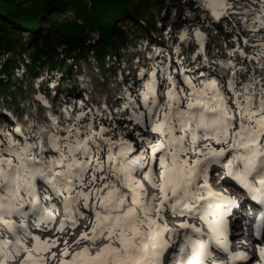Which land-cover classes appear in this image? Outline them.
<instances>
[{"label": "snow or ice", "instance_id": "6c2138e0", "mask_svg": "<svg viewBox=\"0 0 264 264\" xmlns=\"http://www.w3.org/2000/svg\"><path fill=\"white\" fill-rule=\"evenodd\" d=\"M204 4L216 18L229 15L234 7L229 0H202V6ZM242 16L245 28L264 30V9L260 15ZM195 36L203 48V33L197 30ZM187 37L185 32L180 39ZM237 51L249 62L256 61V65L249 68L241 64L237 68L230 62L227 81L230 96L225 95L224 86L215 79L194 83L185 76V91L169 73L164 104L157 101L155 85L149 83L145 85L146 91L140 93L145 111L137 110L130 95L128 102L116 110L118 114H125L123 118L134 120L160 137L157 141L138 137L143 142L142 147L147 144L151 149L147 161L142 154L130 155L135 149L122 133L118 135L114 131L115 121L108 112L103 113V118L111 127L100 123L101 116L91 109L73 114L65 108L63 120L49 113L48 124L29 125L27 132L16 127L15 132L24 138L23 142L0 126V232L7 231L13 237L8 240L0 235V264H9L21 251L27 253L24 264H45L41 256L33 253H41L49 247L47 242L42 244L40 237L32 236L26 226H20L23 237L36 241L34 248L26 247L21 231L9 217L26 218L31 212L37 217L36 227L39 228L53 219V213L42 203L51 201L53 195L72 216L81 200L84 208L90 207L88 201L93 191L83 189L91 188L98 180L103 183L94 190L96 203L91 206L96 218L93 241L107 232L110 243L95 255L85 247L65 264H162L161 253L167 247L163 234L168 229L151 215L163 212L165 202L173 213L199 214L212 229V239L217 246L227 251V243H220L226 241L223 205L233 202L217 197L207 185L198 182L201 178L207 180L208 166L220 163L230 151L231 158L224 162L228 176L246 189L253 200L264 205V58H261L264 46L255 57ZM177 54L179 56V49ZM129 109L130 112L126 111ZM210 139L230 147L206 146L207 150L196 151L199 142ZM145 163H155L161 170L159 181L151 174L148 177L160 196L148 197L143 185L134 179L136 169ZM89 173L91 176L86 180ZM97 173L103 175L98 177ZM37 181L46 186L43 195L37 190ZM201 188L207 196L201 193ZM157 200L161 201L159 207ZM201 201L204 205L194 207ZM51 208L55 211L56 205L52 204ZM208 216L218 219L212 222ZM63 227L61 225V229ZM83 238H87L86 235ZM186 241L180 248L177 264H204L209 245L192 236H186ZM189 248L190 251H186ZM260 255L264 258V247L260 248ZM232 259H246V256L240 253Z\"/></svg>", "mask_w": 264, "mask_h": 264}, {"label": "trees", "instance_id": "16d2710c", "mask_svg": "<svg viewBox=\"0 0 264 264\" xmlns=\"http://www.w3.org/2000/svg\"><path fill=\"white\" fill-rule=\"evenodd\" d=\"M69 13L84 24L69 22ZM197 30L204 35L203 48ZM185 32L188 37L181 40ZM24 36L29 38L26 46ZM248 40L233 18L214 20L200 0H0V126L27 132L31 122L50 123L48 113L63 120L67 108L73 114L91 109L101 116L100 123L111 127L103 118L109 109L114 131L143 149L147 144L142 147L138 137L151 140L152 132L116 112L128 102L125 93L138 111H145L140 93L148 76L137 75L135 60L139 58L164 85L167 74L175 77L179 63L194 83L215 79L230 96L225 84L231 64L256 65L237 51L250 56ZM173 52L176 64L169 59ZM40 79L37 88L49 108L35 101Z\"/></svg>", "mask_w": 264, "mask_h": 264}, {"label": "rangeland", "instance_id": "374dc122", "mask_svg": "<svg viewBox=\"0 0 264 264\" xmlns=\"http://www.w3.org/2000/svg\"><path fill=\"white\" fill-rule=\"evenodd\" d=\"M166 4L170 3L172 0H164ZM229 3L232 4L233 10L230 12L227 16H220L221 17H229L233 18V20L240 25V27L243 29L245 34L248 37L247 41V47L249 49H252L251 57H255L261 46H264V30L257 29L256 31L251 30L250 27L245 28V19L243 18L242 14H247L249 17L252 14L260 15L262 13V9H264V0H229ZM201 8L208 13L209 17H212L214 20L218 19L214 17L209 7L204 4L202 6V0H200ZM66 18H68V21H76V17L73 13H69ZM79 22V25L82 26L84 23L82 20H77ZM142 35V33L140 34ZM22 43L26 46L29 44V38L27 36H24L22 38ZM141 46H143L140 43ZM239 47V46H238ZM140 50V46L138 47ZM29 51V49H28ZM27 51V52H28ZM176 55L175 52L172 53V56L169 58L171 63H177L175 59ZM27 58V57H26ZM264 58V57H261ZM135 64L137 65V75L139 77H142L144 75L148 76V82L155 85L154 88V94L157 98V101L160 104H164L167 100V82L164 85L162 82H160L157 78V76L152 73L146 66L141 64V60L137 58L135 60ZM179 63L176 64V75L175 80L177 81V85L179 87H184L185 91H187V86L184 84V77H185V71L181 69V66H178ZM179 67V68H178ZM120 73L118 74L117 80L120 81ZM20 76V75H18ZM188 79H191L190 77L186 76ZM44 78L48 79L49 76L47 73L45 74ZM5 80V78H4ZM193 81V80H192ZM208 78H204L203 82H207ZM41 83V79L37 81L35 89L37 90V93L35 95V101H37L40 105L44 106L45 108H49L48 99L44 97V95L40 92L38 85ZM146 84V85H147ZM227 87V83L225 84ZM89 88L85 84L83 85V88ZM49 88H52V85L49 86ZM84 88V89H85ZM122 91V89L120 90ZM146 91V88L145 90ZM143 91V92H144ZM125 97H128V93H125ZM142 100V98H141ZM46 101V103H45ZM143 103V101H142ZM81 104L76 103V108L81 109ZM63 113V112H62ZM49 114V113H48ZM47 114V119L49 120V115ZM25 119H27L25 117ZM50 122V120H49ZM35 122H31V125L35 127ZM17 139L19 137V134L15 132H11ZM23 142V137H21ZM150 139L152 141H157L160 139L157 133L152 132V135L150 136ZM206 146H208L209 140H205ZM212 142V141H211ZM132 147L135 149L134 152L130 153L131 156H136L137 154H142L145 161L148 160V153L151 152V149L146 145L143 149L141 147H137L134 144H131ZM215 143L212 142L211 145H209L211 148L214 146ZM206 146L204 144H197L196 145V151L200 152L202 149L207 150ZM229 146L218 144L216 146V149L219 148H228ZM157 156L160 155L159 152L156 153ZM232 153L230 151L226 152V155L221 158L220 163H212L208 166L206 170V176L207 180L201 178L198 182L201 185H207V188L216 194L217 197H224L228 200H231L233 203L227 204L225 203L224 209L225 214L223 216V224H224V234L225 238L231 237L233 239H238L240 236L243 235L241 242H246V244H250V248L255 249V251H260L261 247H264V237L262 241H258L256 239L257 234L260 233L263 229L264 225V205L258 204L255 200H253L255 203H253V208L259 209L262 211L261 215L260 211H257V214L251 212L244 211L242 208L243 203L246 199H249L251 196L247 192L246 189H244L241 185L238 184L234 179L230 178L228 176V169L224 166V162L231 158ZM202 158V157H201ZM153 164V167L155 169V172L157 174H161V170L155 163ZM136 170H140V168H137ZM103 175V173H97V176ZM91 173L88 174V176L85 178L86 180L90 178ZM229 181L230 183H228ZM102 181H99L93 185L91 188H84L83 191L87 192L89 190L93 191V196L88 201L90 207L84 208L83 207V201L81 200L80 204L78 205L81 209V218L82 221L88 224V227H91L90 229L86 230L80 227H77L75 224V221H72V225L64 226L63 229H61V225H63L60 221L57 220H51L47 225L42 224L40 227H32L27 228L32 236H38L40 237V240L42 244L44 242H47L49 244V247L47 250L41 252V253H33L34 256L39 255L41 256L45 264H65V262L72 261L74 255L76 253L81 252L85 247H88L90 249L91 254L95 255L97 252H100L102 248H104L106 245L110 243V240L108 238L107 242L103 245H98V241L104 237V234L102 236H97L95 240L93 241V236L95 235L92 232V228L96 224V218L94 215V212L92 210L93 205L96 203V196H95V189H98L102 186ZM45 190V188H44ZM123 190V189H122ZM201 193L205 196H207V193L204 191L203 188H201ZM215 199V198H213ZM252 200V198H251ZM44 205H46L48 208H51L52 204H55L56 206L62 205L63 203L57 201L56 197L53 195V199L51 201L44 200L42 201ZM204 201L200 202V205H194V207H199L204 205ZM161 204V202H160ZM259 206V207H258ZM240 207V209H239ZM249 214V215H248ZM263 214V215H262ZM161 216H163V219H158L157 223L161 226H165L168 231H166L163 234V239L167 245L161 253V262L162 264H168L169 259L173 256V251L175 249L176 243L178 242L180 236L182 233H185L188 231L186 228H182L181 224H191L192 222H197L202 219V217L199 214L193 215L191 213L185 212L184 214H180L179 212L173 213L169 207L168 203L165 202V207L163 212H161ZM247 216V217H246ZM262 218L261 221L258 220ZM245 217V218H244ZM254 217V218H252ZM213 218L214 222L218 219V217H211ZM252 218V219H251ZM11 221H15L12 219ZM261 224V230H257V225ZM195 228H193L194 230ZM190 230V229H189ZM21 235L23 237L22 230ZM108 234V233H107ZM87 238H83V237ZM262 235L264 236V230L262 231ZM109 236V234H108ZM13 237L10 238L12 240ZM24 244L28 248H34L36 245V241L32 239L31 237H23ZM206 244L209 245L208 248V254L212 257L211 259H206V264H212L213 260L215 259V254L218 252L219 247L212 239H205L204 241ZM215 243V250L210 248V243ZM119 247V245H116ZM65 250H67V254H65ZM209 257V256H208ZM27 260V253L21 251L19 254H16L14 258L9 261V264H24V262Z\"/></svg>", "mask_w": 264, "mask_h": 264}, {"label": "bare ground", "instance_id": "6f19581e", "mask_svg": "<svg viewBox=\"0 0 264 264\" xmlns=\"http://www.w3.org/2000/svg\"><path fill=\"white\" fill-rule=\"evenodd\" d=\"M210 141H209V143H208V146L210 145ZM217 146H218V144H216ZM216 145H214V146H212V148H215L216 147ZM151 175L152 176H154V177H156V172H153V173H151ZM159 179H160V177H159ZM228 183H230L229 181H227ZM253 203H255L254 201H253V199L251 200V197L249 198V199H246L245 200V202L243 203V206H242V208L241 209H243L244 211H247V212H251L250 213V215L252 214V213H255V214H257V211L259 210H257V209H255V208H253ZM259 207V206H258ZM239 209H240V207H239ZM249 215V214H248ZM211 217V216H210ZM212 217H215V216H212ZM247 217V216H246ZM157 217H155L154 219H156ZM245 218V217H244ZM252 218H254V217H252ZM251 218V219H252ZM209 219H212V218H209ZM262 219H260V221H261ZM88 224H89V222H87ZM188 225H190V224H188ZM191 226V225H190ZM192 227V226H191ZM190 228V227H189ZM189 228H186V229H189ZM264 230V225H263V229H262V231ZM262 231H260V233L259 234H257V237H256V239H258V241H262V239H263V235H262ZM242 237H243V235L242 236H240L239 238H238V241H241L242 240ZM11 238V237H10ZM108 238H109V236H108V234H107V232H106V234H104V237H102L99 241H98V245H101L102 247H103V245L107 242V240H108ZM215 243H210V248H212V249H214L215 250ZM251 249V248H250ZM253 250H255V249H253ZM187 251V250H186ZM218 252H219V249H218ZM208 256L209 257H207V258H209V259H211L212 257L210 256V254H208ZM173 262V260L172 261H170V263H172ZM204 264H206V260L204 261Z\"/></svg>", "mask_w": 264, "mask_h": 264}, {"label": "built area", "instance_id": "2783aa9c", "mask_svg": "<svg viewBox=\"0 0 264 264\" xmlns=\"http://www.w3.org/2000/svg\"><path fill=\"white\" fill-rule=\"evenodd\" d=\"M106 112H108V113H110V114L112 113V111H111V110H109V109H107V110H106Z\"/></svg>", "mask_w": 264, "mask_h": 264}]
</instances>
